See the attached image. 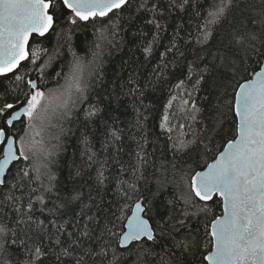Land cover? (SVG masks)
I'll return each instance as SVG.
<instances>
[{
  "label": "snow or ice",
  "instance_id": "obj_1",
  "mask_svg": "<svg viewBox=\"0 0 264 264\" xmlns=\"http://www.w3.org/2000/svg\"><path fill=\"white\" fill-rule=\"evenodd\" d=\"M190 6L191 0H140L135 6L133 0H0V185L8 186L11 177L0 200V206L11 205V213L0 214V264H173L177 252L191 254L190 264H264V3L248 17L240 0H196L194 16L202 22L194 38L187 32L183 39L179 14L189 15ZM125 20L127 28L141 22L155 29L150 40L142 29L132 33L142 37L149 61L161 32L172 28L151 73L143 79L130 74L124 91L142 101L162 81L171 85L162 113L155 114L160 131L151 143L166 135L164 156L171 151L172 158L161 164L155 192L141 188L152 132L134 104L136 150L129 153L134 161L120 160L125 130L115 121L101 142L105 153L114 146L115 155L99 161L89 150V164H98L97 192L107 191L109 164L115 169L123 202L104 204L91 187L87 196L59 188L49 167L55 152L35 137L54 127V118L69 121L87 103L104 50L123 42L116 38ZM89 27L92 41L76 39ZM217 36L213 51L209 41ZM83 44L91 59L77 51ZM189 48L203 55L190 59ZM169 64L178 75L169 72ZM205 86L207 95L193 96ZM98 112L90 106L85 117ZM82 142L87 146L88 138ZM169 188L171 195L161 200Z\"/></svg>",
  "mask_w": 264,
  "mask_h": 264
},
{
  "label": "trees",
  "instance_id": "obj_2",
  "mask_svg": "<svg viewBox=\"0 0 264 264\" xmlns=\"http://www.w3.org/2000/svg\"><path fill=\"white\" fill-rule=\"evenodd\" d=\"M140 0H133V4L139 3ZM155 2V0H154ZM167 3V0H165ZM196 3V0H191V5L189 7V15L185 16L184 13H180V16H184L182 22L185 24V31L181 32V37L187 39V32H191L193 38L196 35V24L198 21L195 16V8L193 7ZM241 9L243 11V16L251 17L258 11L264 3V0H240ZM134 10V9H133ZM127 16V13L124 14ZM237 17V23L241 22V11L237 10L235 13ZM175 17V13H173ZM145 19L148 17L145 16ZM189 19L191 23L189 24ZM124 25L121 29V34L117 36L118 41H123L118 45V47H108L104 50L101 60L103 63L100 65L98 76L99 78H93L89 91L87 93L88 100L87 103L82 104L80 108L75 109L73 116L69 121H63L61 128L64 129L63 132H59V140L56 141L54 151L55 155L52 157V163L49 165L51 173L56 176L57 186L61 189H70L76 188L77 190H82L87 196L90 187L93 188L92 195L99 203L103 197V203L107 204L109 201L115 200L117 204L122 203L120 200L117 184L115 177L112 175L115 169L109 164V167L106 171V175L109 176V181L107 182V191L104 192L101 189L99 192L95 190V177L96 170L98 167L97 163L89 164V150L90 152L96 153V159L102 161L105 159V156L115 155V147L110 145L111 152L105 153L101 149V142L105 140V131L109 125H113L115 121V126L123 128L125 130V135L123 139V148L124 152L120 154V160L125 163H132L134 161V155H129L136 150V144L131 137L136 135V111L133 105L140 107L144 116L148 117V120L145 122V127L149 132H152V135L149 136L150 143L148 144L146 151L149 153L148 163L144 169L143 180L141 181V188L150 187L153 192L157 190V179L163 178V169L161 164L166 160L171 161L172 153L168 151L167 157L164 156V141L167 139L166 135H161L159 140L156 143H151V141L156 139V134L159 133L160 129L158 128V119L155 118L156 113H162L163 103L168 99V89L171 87L170 84H164L162 81L155 90L149 89L141 101L139 98L133 99L131 95L125 96L124 91L127 89V81L130 74H138L142 79L147 78L151 73L152 68L155 66L156 61L159 57V53L164 51L165 46L168 45L169 40L172 36V28H168L167 31L161 32V41L155 46V56L152 59L146 60L140 40L142 37L137 34L136 37L132 36L134 31H139L140 29L143 32L149 33L148 39L152 38L151 33L155 31L151 26L143 25L141 22H137L134 27L127 28V21H122ZM249 27H254L249 25ZM258 31V28L256 29ZM219 31H223L220 29ZM76 39L81 42L87 40L88 42L92 41L94 38L91 33V28L89 27L87 32L83 34H77ZM264 39V37H261ZM219 36L216 39H210L209 46L214 51L215 46L217 45ZM183 45V40L180 41ZM45 47L51 48V45L45 44ZM84 50L81 51L77 49L80 55H86L88 59H91V53L87 51V44L82 45ZM66 50V49H65ZM183 50V48H182ZM261 51H264V47H261ZM203 55L199 50H192L189 48L187 55L189 58H193L195 55ZM48 57L44 56L43 60H46ZM70 58V57H69ZM173 57L169 56L168 59L171 60ZM211 59V57H209ZM254 59V58H253ZM63 62V61H62ZM59 65H56L58 67ZM254 66V65H252ZM51 70V69H50ZM169 72H175L178 75V69H174L171 64H169ZM251 70V68L249 69ZM35 78V76H33ZM11 77L9 78V81ZM176 80L173 79L172 83H175ZM54 85L50 83L49 86ZM121 85L125 87L122 88ZM231 91V89H229ZM207 95V86L205 90L199 93H193L194 97H203ZM139 94H137V97ZM186 98V97H185ZM200 104L205 105L207 102L203 99H200ZM213 103L215 100L213 99ZM90 106H95L99 109L97 115L90 120L85 117V110ZM144 106H147L145 108ZM180 108V100L177 99L174 101L173 111H177ZM174 123L184 122L182 119L173 120ZM199 127V125H197ZM224 132L227 133L230 128V121L224 124ZM180 130L177 129L173 135H176ZM88 138V145L86 146L82 141L84 137ZM187 138H191L189 134ZM119 165H116L118 168ZM15 166H13V169ZM202 168V167H200ZM197 168V169H200ZM79 173V175H77ZM171 178V177H169ZM9 184L8 186L0 185V200H2L4 194L9 192L11 177H8ZM16 195H20V192L17 191ZM171 195V189H167L161 196L163 200L166 196ZM55 197L53 196V199ZM131 204V202H129ZM49 207H52L51 202L48 203ZM39 204L36 205L38 209ZM216 214H220V209H215ZM5 212L11 213V205L5 204L0 206V214ZM130 213V210L127 214ZM14 216L15 214L12 213ZM51 219V217H48ZM40 219H44L43 216ZM159 250V248L157 249ZM199 253H197V256ZM23 259V257H21ZM193 260L191 254L182 255L177 252L173 258V264H190ZM43 264H48V261H43ZM155 264V262H151Z\"/></svg>",
  "mask_w": 264,
  "mask_h": 264
},
{
  "label": "rangeland",
  "instance_id": "obj_3",
  "mask_svg": "<svg viewBox=\"0 0 264 264\" xmlns=\"http://www.w3.org/2000/svg\"><path fill=\"white\" fill-rule=\"evenodd\" d=\"M55 85H51L49 87H54ZM63 121H58L55 118L53 119V125L54 127H49L45 132H43L41 135H38L35 137L36 140H43L45 145L48 146L50 150H54L53 146L56 145L57 139H55L56 136H59V132L61 129Z\"/></svg>",
  "mask_w": 264,
  "mask_h": 264
},
{
  "label": "water",
  "instance_id": "obj_4",
  "mask_svg": "<svg viewBox=\"0 0 264 264\" xmlns=\"http://www.w3.org/2000/svg\"><path fill=\"white\" fill-rule=\"evenodd\" d=\"M197 170H202V168H200V169H197ZM131 214V212L129 213V215ZM219 215V214H218Z\"/></svg>",
  "mask_w": 264,
  "mask_h": 264
}]
</instances>
